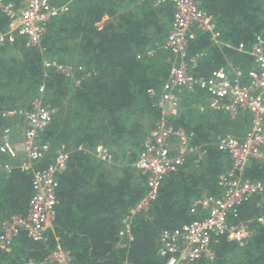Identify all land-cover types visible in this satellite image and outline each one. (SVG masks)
<instances>
[{
    "label": "trees",
    "instance_id": "16d2710c",
    "mask_svg": "<svg viewBox=\"0 0 264 264\" xmlns=\"http://www.w3.org/2000/svg\"><path fill=\"white\" fill-rule=\"evenodd\" d=\"M199 2L213 15L222 42H243L250 48L256 34L264 36V0ZM173 12L171 3L154 6L150 0H71L68 12L49 22L39 46H25L23 38L0 43V138L5 126L17 130L23 123L22 116L5 112L29 109L44 83L43 102L55 113L39 133L49 150L38 166L48 165L61 145L71 149L57 173L52 227L38 241L20 231L9 250L0 249V264H57L48 258L57 243L71 252L75 264H164L157 255L160 232L198 217L190 212L197 197L219 193L218 180L230 168V159L218 148L217 138L243 136L249 114L240 111L231 117L207 107L204 90L183 87L179 114L170 122L197 151L164 178L146 211L131 216L132 238L118 235L123 218L147 190L146 177L134 161L161 115L155 102L171 66L164 41ZM106 14L109 18L98 25ZM6 24L0 11V30ZM209 36L196 31L187 48L188 56L200 54L192 68L195 75L208 76L226 58L243 68L253 65L247 53L217 46ZM43 57L82 65L90 75L76 85L53 69L45 74ZM179 144L180 137L173 136L172 148ZM104 148L111 161L96 156ZM6 162L14 166L4 169ZM16 164L0 152V232L9 216L26 214L32 193V173ZM244 176L264 184V162L250 158ZM235 214L230 222L249 230L244 244L223 235L215 243L213 260L191 264H264V192L241 204Z\"/></svg>",
    "mask_w": 264,
    "mask_h": 264
},
{
    "label": "built area",
    "instance_id": "2783aa9c",
    "mask_svg": "<svg viewBox=\"0 0 264 264\" xmlns=\"http://www.w3.org/2000/svg\"><path fill=\"white\" fill-rule=\"evenodd\" d=\"M71 0H0V11L7 16V24L0 30V43L24 39L25 46H39L49 22L70 8ZM144 0H139V2ZM154 6L171 3L173 19L164 41V47L172 55L169 75L157 94L155 104L161 115L145 138L134 166L146 177L147 190L122 220L118 235L131 239V216L146 211L156 199L164 178L176 171L197 147L190 145L188 136L181 128H174L170 122L180 111L179 91L201 89L207 95V107L220 110L231 117L240 111L249 114V127L243 136L225 134L218 136L217 146L230 159V168L218 180L220 191L197 197L190 205V212L198 217L173 229H164L159 234L157 255L164 264H191L215 257V243L223 235L244 244L249 230L243 223L230 222L236 209L255 194L264 192V184L244 176L246 162L255 158L264 162V36L256 34L250 48L240 42L237 45L222 42L213 15L200 6L199 0H150ZM210 34L209 39L217 46H228L238 52L247 53L253 65L243 68L233 64L230 58L214 68L206 77L195 75L192 68L200 54L188 56L187 48L196 31ZM45 74L49 69L71 77L76 85L90 75L82 65L60 62L50 57L42 58ZM80 72L79 75L76 73ZM44 83L38 87L31 99L29 109L8 110L7 115H20L23 123L15 127L5 126L1 132L0 152L16 160L17 167L32 173V193L26 214H13L2 224L0 249L9 250L12 240L20 231H25L33 240H42L52 227L55 215L57 173L65 166L71 149L61 145L56 149L53 160L45 167L38 162L49 150L47 142H41L39 133L52 121L55 108L43 102ZM204 107H200L202 110ZM15 131L20 141L14 137ZM173 136L180 137V144L172 148ZM16 138V139H15ZM98 148V150H100ZM95 152L97 157L111 161V155L104 148ZM14 165L3 164L9 170ZM57 264H75L71 252L57 243L48 255Z\"/></svg>",
    "mask_w": 264,
    "mask_h": 264
},
{
    "label": "crops",
    "instance_id": "0c3cea01",
    "mask_svg": "<svg viewBox=\"0 0 264 264\" xmlns=\"http://www.w3.org/2000/svg\"><path fill=\"white\" fill-rule=\"evenodd\" d=\"M133 6V5H132ZM124 10H127V7L126 8H124ZM109 18V16L106 14V15H104L103 17H102V20L98 23V25H101L102 23H103V21H106L107 19ZM239 65V64H238ZM208 99V98H207ZM207 99H206V101H207ZM249 127V126H248ZM239 137V136H238ZM189 141V140H188ZM190 145H192V144H190ZM178 147V146H177ZM177 147H175V148H177ZM197 151V150H196ZM208 195V194H207ZM204 196H206V195H204ZM200 197H202V196H200ZM12 216V215H11ZM10 218V216L7 218V219H9ZM6 219V220H7ZM4 223V222H3Z\"/></svg>",
    "mask_w": 264,
    "mask_h": 264
},
{
    "label": "rangeland",
    "instance_id": "374dc122",
    "mask_svg": "<svg viewBox=\"0 0 264 264\" xmlns=\"http://www.w3.org/2000/svg\"><path fill=\"white\" fill-rule=\"evenodd\" d=\"M56 60H58V59H56ZM17 136H19V134H17ZM18 139H20V137ZM17 141H20V140H17Z\"/></svg>",
    "mask_w": 264,
    "mask_h": 264
}]
</instances>
